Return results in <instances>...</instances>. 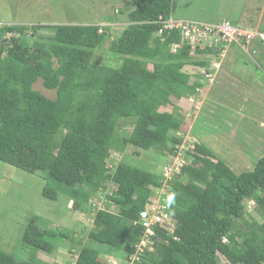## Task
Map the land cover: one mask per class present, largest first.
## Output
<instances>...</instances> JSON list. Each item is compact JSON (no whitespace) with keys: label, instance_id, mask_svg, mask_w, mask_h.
I'll return each instance as SVG.
<instances>
[{"label":"trees","instance_id":"16d2710c","mask_svg":"<svg viewBox=\"0 0 264 264\" xmlns=\"http://www.w3.org/2000/svg\"><path fill=\"white\" fill-rule=\"evenodd\" d=\"M132 2L126 14L117 10L113 22L123 25L116 35L109 25L99 32V24L6 23L10 19L1 24L0 161L43 177L42 197H65L73 209L93 214L91 227L82 229L89 242L82 245L60 226L38 224L41 216L32 213L16 250L0 247V264H56L38 254H53L66 241L67 251L76 255L68 264H110L104 253L128 258L142 237L140 213L161 189L173 229L150 227L156 235L153 251L138 264H220V254L231 264H264V154L251 169L236 173L199 133L180 148L187 110L177 102L205 84L201 67L213 70L224 43L192 45L180 27L157 34L160 17L172 15L175 0ZM39 29L49 32L38 34ZM253 41L246 54H261L264 61L263 40L257 35ZM238 59L227 64L222 59L218 74L232 73ZM191 65L198 71L184 69ZM38 79L55 91L54 98L33 88ZM236 109L233 118L222 119L227 135H213L215 145L236 146L245 131L256 137L258 129L249 131L257 112L249 121L241 115L247 110ZM232 126L237 135L229 134ZM116 151L151 152L154 160L177 156L183 162L166 176L159 164H115ZM98 198L107 206L95 205Z\"/></svg>","mask_w":264,"mask_h":264},{"label":"rangeland","instance_id":"374dc122","mask_svg":"<svg viewBox=\"0 0 264 264\" xmlns=\"http://www.w3.org/2000/svg\"><path fill=\"white\" fill-rule=\"evenodd\" d=\"M133 7L132 0H0V26L9 19L10 21H6L8 24L14 22L71 25L102 23L112 26L110 30L114 33L113 35H116L123 25L120 22H113L114 18L119 16L118 8L124 10L126 14ZM172 18L199 21L228 19L237 22L240 26H248L264 32V0H175ZM31 31V29L27 31L28 36L31 35ZM48 32L49 30L46 29L38 30V34ZM252 44L254 45V42H251L250 46ZM246 53L249 52L242 51L235 46L228 49L223 63L227 64L229 60L239 59L236 70H233L232 73L228 72L226 77L223 76L226 71L221 70L222 72L219 74L214 71L208 75L205 72L206 69H202L203 66L199 65L205 74V84L198 89L199 92L197 90L189 98H183L177 102L187 110L185 117L187 130L183 135L180 148L191 144L195 140V133H199L205 141L208 140L209 146L218 158L226 161L236 173L251 169L253 162L264 154V80L262 79L264 77V61L260 60L261 54L255 55L254 58ZM104 57L108 56L104 55ZM204 58L205 56L201 55L200 59ZM254 59H257L261 64L256 63ZM198 68L192 65L184 67L187 70L194 69L192 71H198ZM214 68L218 69V67ZM222 68L225 69V66L223 65ZM33 88L50 98L55 97V91L46 89L41 79L33 84ZM211 91L215 94L218 93L219 96L213 97ZM243 95L247 98L250 106H244V110L247 111L241 115L252 121L253 111L257 112V116L254 117L255 121H253L255 127L249 131L255 133V129H258L256 137L253 138L248 131L239 133V129H237L236 132L235 127L232 126L229 134L231 136H234V133L240 134L239 138H236L240 146L237 143L236 146H230L228 143L221 146L215 145L217 138L214 139L213 135H227L222 130L227 127L223 120L234 117L232 111L238 110L236 108H239ZM215 104H219L220 107H216ZM193 126L195 127L194 133H192ZM112 157L115 164L119 160L138 165L154 163L157 166L159 164L161 170L166 171V176L172 175L173 171H176L183 162L177 156L173 158L160 157L154 160L155 157L151 152L135 154L128 151L123 155L116 151L112 153ZM43 183V177L0 161V247L4 250H16L27 219L32 213L41 216L38 224L45 223L48 227L60 226L61 232L67 234L72 232L81 240L82 245L89 242L87 233L82 229L91 227L93 213L73 209L72 200H66L65 197L56 201L42 197L40 191ZM114 187L115 185L112 183L108 184V188ZM159 192L163 193V190L161 189ZM154 198H158V196ZM98 199L95 200V205L107 206L104 200ZM250 206H246L247 212H251L257 220L261 221L260 215L256 211H252ZM111 210L116 211V208ZM161 223L169 228L173 227L166 218ZM65 244L69 245V242L66 241ZM67 245H60L53 254L43 252L38 255L51 263L68 264L69 261L72 262L75 259L76 255H70ZM80 246L81 244L76 243L72 249L77 252ZM102 255L112 263L128 264L123 257L116 254L104 253ZM220 258V264H231L221 254Z\"/></svg>","mask_w":264,"mask_h":264},{"label":"built area","instance_id":"2783aa9c","mask_svg":"<svg viewBox=\"0 0 264 264\" xmlns=\"http://www.w3.org/2000/svg\"><path fill=\"white\" fill-rule=\"evenodd\" d=\"M163 24L160 32L164 29L170 30L175 27H180L183 36L186 37L192 44H211L214 41L223 42V47L228 45L239 46L245 51L247 46L251 43L252 39L257 35V32L251 29H244L232 25L228 21L221 22H194L192 20H161ZM259 36L264 42V34L259 33ZM203 44V45H205ZM217 65V64H216ZM166 174V171L164 172ZM165 206L161 203H151L145 211L140 213L143 219L142 225L145 227V233L152 234L151 225L156 222H162Z\"/></svg>","mask_w":264,"mask_h":264},{"label":"clouds","instance_id":"9594fccd","mask_svg":"<svg viewBox=\"0 0 264 264\" xmlns=\"http://www.w3.org/2000/svg\"><path fill=\"white\" fill-rule=\"evenodd\" d=\"M160 19L161 20H163V21H165V20H169V19H173V20H178V21H182V20H189V19H174V18H172V15L169 17V18H167V19H164V18H162V17H160ZM161 20H160V27H159V29H158V31L156 32L157 34H161V33H164L165 31H167L166 29H164L163 31H161L160 32V29L163 27L162 25V23H161ZM199 22H205V23H211V22H221V21H199ZM94 24V23H93ZM96 24H99V25H101L100 27V29H99V32H101L102 31V27L103 26H108V25H104V24H102V23H96ZM112 24V23H111ZM241 28H244V29H251V30H254V31H256L257 32V35H259V33H262V34H264V32H261V31H257V29H255V28H250V27H244V26H242ZM256 35V36H257ZM255 36V37H256ZM255 37L252 39V41L251 42H254L253 40H255ZM161 39V38H160ZM162 41H163V38L161 39ZM192 44V43H191ZM177 43H173L172 45H171V49L174 51L175 50V47H177ZM192 45H195V44H192ZM196 45H198V46H201L200 44H196ZM233 46H235V47H237L236 45H228V46H225V47H223V51H222V53L220 54V56H221V60L220 61H214L213 62V64H212V66L210 67V68H213V70L212 71H210V73L212 74L214 71H215V73H217V70H219V67H220V65H221V61H222V59H223V57L225 56V54H226V52L228 51V49L229 48H233ZM240 50H242L241 48H240ZM242 51H244V50H242ZM217 64V65H216ZM214 67H218V69H215ZM210 73H208V75H210ZM241 102H242V99H240V104L239 105H241ZM192 130H195V127L193 126V129ZM195 141V140H194ZM155 196H158V198H154ZM163 196H162V193H160L159 191L158 192H156L155 194H153L151 197H150V199H151V201H152V203H161L162 205H164L165 206V208H164V213L166 214V216H164L163 217V221H164V219L166 218V219H168V222H169V224L171 225V226H173V222H172V220H173V218L171 219V217H170V215L168 214V211H167V209H166V205H165V203L163 202V198H162ZM148 207V206H147ZM141 217V216H140ZM141 224V223H140ZM159 224H162L161 222H156V223H153V225H151V227L152 226H160ZM142 225V224H141ZM164 225V224H163ZM143 226V225H142ZM165 226V225H164ZM144 227V226H143ZM166 229L169 231V230H171V229H173V227L172 228H169L168 226H166ZM152 230V229H151ZM150 236H152V238H150ZM154 236H156L155 235V232L152 230V234H147V233H145V227L142 229V237L140 238V240H139V242L137 243V245H136V250L134 251V253L131 255V256H129L128 258H126V257H123L124 259H125V261H126V263H130V264H133V263H135V264H138V263H140L144 258H145V256L148 254V253H150V252H152L153 251V245H152V241H154V239H153V237ZM147 237H149L150 239L148 240L147 239ZM118 256V255H117ZM122 257V256H121ZM109 263L110 264H115V263H112V262H110L109 261Z\"/></svg>","mask_w":264,"mask_h":264},{"label":"crops","instance_id":"0c3cea01","mask_svg":"<svg viewBox=\"0 0 264 264\" xmlns=\"http://www.w3.org/2000/svg\"><path fill=\"white\" fill-rule=\"evenodd\" d=\"M248 27V26H247ZM251 28V27H250ZM264 75V74H263ZM241 78H242V76H241ZM262 79L264 80V77H262ZM242 102L243 103H241V106L242 107H244V106H246V107H249L250 106V103L248 102V100H247V98L245 97V95H243L242 96ZM263 123V122H262Z\"/></svg>","mask_w":264,"mask_h":264}]
</instances>
